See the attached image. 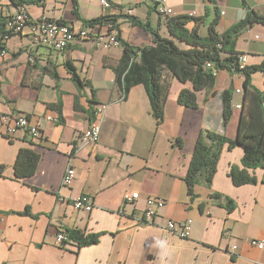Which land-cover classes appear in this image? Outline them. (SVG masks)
I'll return each mask as SVG.
<instances>
[{
  "label": "crops",
  "instance_id": "1",
  "mask_svg": "<svg viewBox=\"0 0 264 264\" xmlns=\"http://www.w3.org/2000/svg\"><path fill=\"white\" fill-rule=\"evenodd\" d=\"M75 1L79 18L73 0H39L24 6L32 20L45 16L76 31L91 28L84 21L127 15L142 24L149 21L152 27L157 23L158 33L170 38L153 0H107L108 9L100 0ZM164 1L168 17L200 19L201 36L213 19H218L222 34L245 19L249 10L264 16V0H245L247 9L242 0ZM17 9L10 0H0V28ZM127 10L131 12L125 14ZM117 25L122 42L138 48L152 44L150 34L131 19L118 18ZM109 26L106 22L94 26L91 37L107 33ZM29 29L0 40L6 51L0 58V264H264V249L248 243L264 240V169L247 170L255 182L234 185L229 172L233 166L243 169V151L223 144L211 185L200 181L190 195L186 182L201 131L236 138L243 76L219 72L216 95L198 92L197 109L177 101L178 94L192 85L167 76L168 93L159 122L143 85L132 87L123 99L113 69L122 57L121 47L103 48L90 36L61 52L44 45L33 47ZM235 51L248 56L246 67L261 65L264 26L255 23L243 30ZM66 62L89 86L74 83ZM219 74L224 76L220 84ZM255 75L250 85L262 92L264 84L255 85ZM230 84L232 115L223 127L219 95ZM96 106L102 108L101 131L97 142L90 143L82 137ZM6 115H27L41 136L30 139L19 131L9 137L2 122ZM25 149L38 157V163L30 176L18 177L14 166L19 151ZM68 166L74 169L75 179L64 187ZM135 193L138 199L124 202L126 195ZM83 194L91 198V213L72 206L73 199ZM150 197H162L165 205L147 222L141 215ZM228 201L231 211L226 208ZM185 220L191 221L188 238L167 229L168 221ZM66 229L95 237V242L81 247L73 241L59 244L56 236ZM232 245L238 248L232 250Z\"/></svg>",
  "mask_w": 264,
  "mask_h": 264
},
{
  "label": "trees",
  "instance_id": "2",
  "mask_svg": "<svg viewBox=\"0 0 264 264\" xmlns=\"http://www.w3.org/2000/svg\"><path fill=\"white\" fill-rule=\"evenodd\" d=\"M18 9L27 4L38 3L39 0H10ZM74 2V15L79 18V11ZM242 5L247 9L245 0ZM156 4L152 5L153 9ZM17 9V10H18ZM118 18L131 19L132 23L141 26L150 34L152 44L144 47L131 46L122 42L118 36ZM167 33L170 38L161 36L158 29H153L149 21L140 23L135 17L103 16L95 20L84 21V24L93 28L103 22L110 24L117 30V39L121 42L122 57L113 68L116 73V80L120 87L123 99L126 98L131 88L143 85L147 90L150 99L151 111L154 118L161 122L163 119V109L168 93L166 78L177 79L181 84L190 83L191 90H183L178 94L177 101L181 106L197 109L196 94L202 90H207L211 97L216 95L214 91L217 74L227 71L231 74L243 76V101L240 105L241 114L239 126H237V136L234 140L227 139L225 135L203 130L196 141L193 155H191L189 169L186 175L188 193L192 195V188L200 181L206 185H211L217 163L221 154L223 144L228 147L240 146L243 151L241 158L242 170L233 166L229 172V177L234 185H244L255 182L253 177L247 174V170L264 169V89L258 92L250 85L251 75L255 72L264 74V62L261 65H252L244 69L238 68V56L241 53L235 51L236 39L250 25L258 23L264 26V16L249 10L245 19H241L230 29L219 34L218 19H213L207 28L205 36L199 35L198 26L201 20L194 16H173L164 19ZM64 23V22H61ZM192 26V28H190ZM5 20L1 23L0 40L3 41L7 34L5 31ZM177 42V43H176ZM178 44L186 46L182 49ZM4 46L0 45V50ZM210 63L209 67L206 64ZM66 67L72 72V79L77 86L83 88L89 86L88 82L81 80L75 73L70 63L66 62ZM45 72L49 69L45 68ZM53 76H56L54 73ZM264 84V81H263ZM231 84L228 89L223 90L220 96L222 104L223 127L227 126L232 115V95ZM94 106L93 103H91ZM97 107V106H96ZM92 107L90 119L96 117L95 109ZM38 163V157L30 151H19L14 171L16 176H30ZM217 200L219 195H215ZM226 208L231 211L233 206L231 201L226 202ZM65 233L70 241L76 243L78 247L87 246L95 242V237H85L76 230L66 229Z\"/></svg>",
  "mask_w": 264,
  "mask_h": 264
},
{
  "label": "built area",
  "instance_id": "3",
  "mask_svg": "<svg viewBox=\"0 0 264 264\" xmlns=\"http://www.w3.org/2000/svg\"><path fill=\"white\" fill-rule=\"evenodd\" d=\"M164 0H153L152 4H156L155 10L159 15L163 16L164 19L169 16L168 10L164 5ZM100 3L103 7L109 8L110 5L107 0H100ZM131 10H127L125 14H129ZM29 12L25 7H20L16 13L9 15L6 19V28L5 31L9 32L12 35H18L23 31L27 26L30 28V34L32 35L33 47L44 45V47L50 48L56 51H64L67 44H72L76 40L86 39L89 36L91 37V28H84L82 30L76 31L70 25L61 23L58 20L48 19L45 16H41L37 20H32ZM9 35L4 36V40L8 39ZM95 40V43L103 48L109 49L111 47H121V42L117 39V30L114 29L111 25L109 26V31L102 35H96L91 37ZM257 38V37H256ZM6 56V51L4 49L0 50V58ZM248 62V56L241 53L238 56V68L244 69ZM210 63L206 64V67H209ZM238 92V91H237ZM237 108H240V105H237ZM101 107H96L95 114L96 117L93 121L89 123V126L83 133L82 140L88 141L90 143L97 142L100 137V120L98 119ZM48 119H52L51 117ZM4 123V128H11V135L9 137L13 138L19 131H25L27 136L30 139H35L41 136L40 129L38 125L33 122L27 115H17L11 116L6 115L2 118ZM75 171L72 166H68L65 169L63 176L62 186L68 187L74 182ZM139 198V194L126 195L124 197V202H130ZM91 198L86 196V194L80 195L79 197L73 199L72 206L76 211H84L86 213H91L93 205L90 200ZM165 200L162 197H150L146 200V207L141 215V220H147L150 222L153 217L158 213V210L161 207H164ZM167 229L170 232H173L179 238H188L191 232V221L185 220L183 222L168 221ZM56 240L59 244L62 243H72L67 237L65 231H61L57 234ZM248 243L253 245V247L258 248L259 250L264 249V240H249ZM237 245H232L231 249L235 250Z\"/></svg>",
  "mask_w": 264,
  "mask_h": 264
},
{
  "label": "rangeland",
  "instance_id": "4",
  "mask_svg": "<svg viewBox=\"0 0 264 264\" xmlns=\"http://www.w3.org/2000/svg\"><path fill=\"white\" fill-rule=\"evenodd\" d=\"M157 17V16H156ZM158 24L156 23H154L153 22V29H158L157 26ZM69 45H71V44H69ZM69 45H67V47L69 46ZM179 45H181L183 48H185L186 46H184V45H182V44H179ZM66 47V48H67ZM253 74H256L255 75V77H253V78H255V80H254V83H255V85H258L259 87H261L262 85H263V81H264V74L263 73H261V72H255V73H253ZM252 74V75H253ZM252 75H251V77H252ZM219 79H218V83L220 84L221 82H222V80H223V78H224V76H222L221 77V74H219ZM238 77V79H241V78H239V77H241V76H237Z\"/></svg>",
  "mask_w": 264,
  "mask_h": 264
},
{
  "label": "bare ground",
  "instance_id": "5",
  "mask_svg": "<svg viewBox=\"0 0 264 264\" xmlns=\"http://www.w3.org/2000/svg\"><path fill=\"white\" fill-rule=\"evenodd\" d=\"M67 45H69V44H67ZM67 45H66V47H67ZM7 133L11 134V128H7Z\"/></svg>",
  "mask_w": 264,
  "mask_h": 264
}]
</instances>
